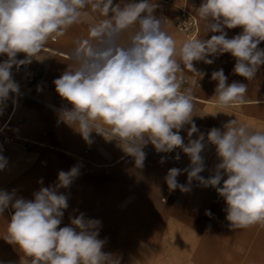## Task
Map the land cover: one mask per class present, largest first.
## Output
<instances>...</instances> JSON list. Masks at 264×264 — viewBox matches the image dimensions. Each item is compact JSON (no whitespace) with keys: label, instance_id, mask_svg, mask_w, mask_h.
<instances>
[{"label":"clouds","instance_id":"9594fccd","mask_svg":"<svg viewBox=\"0 0 264 264\" xmlns=\"http://www.w3.org/2000/svg\"><path fill=\"white\" fill-rule=\"evenodd\" d=\"M158 7L155 0H0V55L7 56L0 62V105L10 94H19L14 66L18 70L30 64L50 39L95 14L99 19L87 37L74 42L71 64L53 81L58 95L71 105L59 110V119L87 143L93 132L117 140L138 168L148 143L158 153L181 149L190 166L168 170L164 180L170 191L188 192L196 180L223 198L231 228L264 224V131L236 119L211 128L207 144L215 146L219 163L210 177L201 176L205 134L192 122L191 89L182 90L183 76H178L184 69L204 75L194 61L211 65L229 53L235 59L233 74L254 80L264 65V49L258 47L264 42V0H202L195 14L206 22V32L218 34L187 38L179 45L155 14ZM234 28L241 32L229 38L225 29ZM19 53L24 59H17ZM211 80L217 82L213 98L218 107L247 102L248 85L228 83L222 68L211 73ZM186 124L191 125L187 144L180 134ZM6 165L0 155V170ZM184 172L188 183L180 184L177 177ZM78 174L77 166L59 171L57 181L34 192L31 200L15 190H0V216L9 208L13 212L0 238L31 258L27 264H120L119 257L102 251L106 240L99 238V220L80 213L60 227L69 207L60 189L69 188ZM205 215L211 217V210Z\"/></svg>","mask_w":264,"mask_h":264},{"label":"crops","instance_id":"0c3cea01","mask_svg":"<svg viewBox=\"0 0 264 264\" xmlns=\"http://www.w3.org/2000/svg\"><path fill=\"white\" fill-rule=\"evenodd\" d=\"M155 2L159 5L155 14L178 45L187 39L175 28L183 6L196 20L195 38L208 39L218 34L206 32V22L195 14L202 0ZM98 19L92 14L86 22L70 27L55 42L48 41L46 50L33 60V80L23 81L22 90L42 103L70 109L71 105L56 92L53 81L71 64L69 53L74 42L87 37L90 25ZM225 31L231 38L241 29ZM258 47L264 49V42ZM22 56L23 53L17 54V59ZM6 59V55H0V62ZM234 64L235 59L225 53L214 58L211 65L194 61L195 68L204 75L187 69L178 73L183 76L182 90L191 89L192 122L205 134L206 147L201 155L209 172H214L219 163L215 146L207 144V132L211 128H222L236 119L250 124L254 130L264 131V65L254 80L247 81L233 74ZM221 68L228 83L238 81L248 85L245 104L231 108L217 106L213 98L217 82L211 80V73ZM17 77L18 72L14 78ZM4 104L10 116H0V155L7 160L6 167L0 170V190H15L18 197L29 200L31 191L45 187L49 173L57 176L59 171L77 166L78 176L69 188L60 191H68L71 199L80 197L89 208L88 218L101 222L99 238L138 240L135 253L166 256L165 264H264V224L231 228L225 218L224 200L215 202L207 192L192 185L188 192H181L179 188L170 191L164 177L174 167L171 163H161V158L144 151L143 167L138 168L135 159L123 151L117 140L99 137L93 132L92 142L87 143L78 131L59 119L58 112L41 103L10 94ZM190 126L186 124L180 130L185 144ZM197 135L193 134L191 139ZM5 139L11 142L5 144ZM146 146L155 149L151 143ZM171 155H179V160L190 164L189 157L179 148ZM41 179L42 184L38 182ZM177 180L180 184L188 183L181 175ZM206 210H211V217L205 215ZM0 222L8 223L7 220Z\"/></svg>","mask_w":264,"mask_h":264},{"label":"rangeland","instance_id":"374dc122","mask_svg":"<svg viewBox=\"0 0 264 264\" xmlns=\"http://www.w3.org/2000/svg\"><path fill=\"white\" fill-rule=\"evenodd\" d=\"M5 144H8L4 141ZM52 172V171H51ZM182 176V175H181ZM45 187L49 185H53L57 181V176L55 173H49L46 178ZM37 192L31 191L29 200L33 199V193ZM68 197L69 207L64 210V215L62 219V223L60 227L66 226L70 224V217H75L80 213H83L86 218H88L89 208L84 206V203L80 200L71 199L69 192H63ZM212 198V197H211ZM85 202V201H84ZM87 202H85L86 204ZM13 214L12 210L9 208L5 210L3 216H0L1 221L10 220V216ZM7 223L0 222V237H3L6 231ZM113 235V233L111 234ZM121 239H102L106 240L104 248L102 251L106 253L114 254L115 256L120 258V264H158L159 260L161 264L166 263V256H156L150 254H141L135 253L136 247L139 245L138 240L133 239H123L124 237H120ZM101 239V238H100ZM149 247V246H147ZM31 258H26L23 253L12 244L7 243L4 239L0 238V264H27V260Z\"/></svg>","mask_w":264,"mask_h":264},{"label":"built area","instance_id":"2783aa9c","mask_svg":"<svg viewBox=\"0 0 264 264\" xmlns=\"http://www.w3.org/2000/svg\"><path fill=\"white\" fill-rule=\"evenodd\" d=\"M167 1H171V0H167ZM175 28L182 33L183 35H185L187 38H195L196 34H197V23L196 20L194 19V17L187 11V9L183 6L180 9V14H179V18L178 21L176 22ZM50 42H55V40H49ZM43 50H46V48L44 47ZM21 59H24V54L21 57ZM34 60V59H33ZM33 60L30 64L28 65H22L19 67V69L17 70V68L14 66L13 67V79H15V73L18 72L19 73V77H17L14 81L18 83L19 85V94H12L14 97H21V98H26V99H30L32 101L41 103L43 105H45L46 107L59 112V110L62 108L60 106H53V105H48L46 103H42L41 101L35 99L34 97H32L31 95H29L28 93H25L22 88V82L26 81V82H31L33 80L34 77V70L32 69V63ZM0 116L4 117V118H8L10 116L9 113V109L7 107L6 104H2L0 105ZM94 134L96 136L99 137H103L102 135H98L97 133L94 132ZM105 138V137H104ZM5 142H11V139H5ZM143 151L152 154L156 157L162 158L164 157L165 161L171 163L175 168H179V169H185L188 168L190 166V164H187L181 160H177L175 159V157H173L171 155V152L169 153H158L155 149L150 148L148 146H144ZM213 174V172H209V171H203L202 173H200L201 176H204L205 178L210 177ZM182 176H184L187 179V173L184 172L181 174ZM188 180V179H187ZM223 181L221 182L222 185ZM191 185L196 188V189H202L205 192H207L211 197L212 200L215 202H220L223 200L222 197H220L218 195V193L216 192L215 188L209 186V187H204L202 185H200L196 180H193L191 182Z\"/></svg>","mask_w":264,"mask_h":264}]
</instances>
